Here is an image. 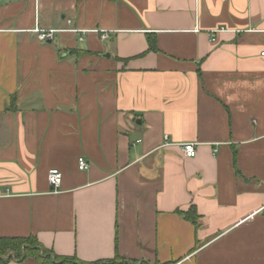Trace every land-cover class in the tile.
Segmentation results:
<instances>
[{
  "label": "crops",
  "instance_id": "0c3cea01",
  "mask_svg": "<svg viewBox=\"0 0 264 264\" xmlns=\"http://www.w3.org/2000/svg\"><path fill=\"white\" fill-rule=\"evenodd\" d=\"M263 47L264 0H0V238L264 264Z\"/></svg>",
  "mask_w": 264,
  "mask_h": 264
},
{
  "label": "trees",
  "instance_id": "16d2710c",
  "mask_svg": "<svg viewBox=\"0 0 264 264\" xmlns=\"http://www.w3.org/2000/svg\"><path fill=\"white\" fill-rule=\"evenodd\" d=\"M150 49L156 50V45L150 40ZM194 210H190L186 218L196 224L197 216ZM34 257L36 264H150L149 262H137L117 255L115 258L98 262H85L75 256H57L37 240L28 238H0V264L17 258L25 260Z\"/></svg>",
  "mask_w": 264,
  "mask_h": 264
},
{
  "label": "built area",
  "instance_id": "2783aa9c",
  "mask_svg": "<svg viewBox=\"0 0 264 264\" xmlns=\"http://www.w3.org/2000/svg\"><path fill=\"white\" fill-rule=\"evenodd\" d=\"M33 32L37 33L38 38L42 41H49L53 40L57 33L65 31V29H55V28H42L40 24H37L33 29ZM74 31H80V30H74ZM84 32V31H82ZM106 35H103V38H105ZM261 56L264 57V47L260 52ZM170 141L168 136H165V145H170ZM181 149L186 157L194 158L197 155V144L194 142H186L181 144ZM78 166L81 170H86L89 167V164L87 160L84 157H80L78 159ZM49 183L51 184L54 191H57L62 183V173L59 169L53 168L49 171L48 174ZM5 193L0 188V197L4 196Z\"/></svg>",
  "mask_w": 264,
  "mask_h": 264
},
{
  "label": "water",
  "instance_id": "95a60500",
  "mask_svg": "<svg viewBox=\"0 0 264 264\" xmlns=\"http://www.w3.org/2000/svg\"><path fill=\"white\" fill-rule=\"evenodd\" d=\"M49 42H51V40H49Z\"/></svg>",
  "mask_w": 264,
  "mask_h": 264
}]
</instances>
